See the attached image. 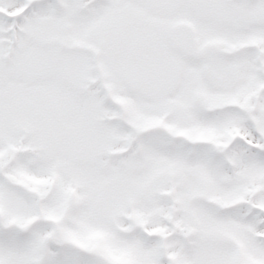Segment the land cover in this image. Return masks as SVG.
I'll use <instances>...</instances> for the list:
<instances>
[{
    "label": "snow or ice",
    "instance_id": "1",
    "mask_svg": "<svg viewBox=\"0 0 264 264\" xmlns=\"http://www.w3.org/2000/svg\"><path fill=\"white\" fill-rule=\"evenodd\" d=\"M0 264H264V0H0Z\"/></svg>",
    "mask_w": 264,
    "mask_h": 264
}]
</instances>
